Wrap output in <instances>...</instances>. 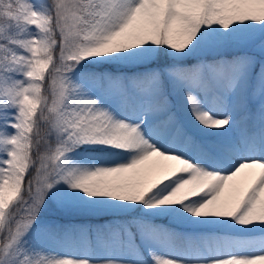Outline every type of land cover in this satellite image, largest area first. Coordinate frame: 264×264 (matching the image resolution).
I'll return each instance as SVG.
<instances>
[{
  "label": "snow or ice",
  "instance_id": "obj_1",
  "mask_svg": "<svg viewBox=\"0 0 264 264\" xmlns=\"http://www.w3.org/2000/svg\"><path fill=\"white\" fill-rule=\"evenodd\" d=\"M0 264H264V0H0Z\"/></svg>",
  "mask_w": 264,
  "mask_h": 264
},
{
  "label": "trees",
  "instance_id": "obj_2",
  "mask_svg": "<svg viewBox=\"0 0 264 264\" xmlns=\"http://www.w3.org/2000/svg\"><path fill=\"white\" fill-rule=\"evenodd\" d=\"M158 222H163V221H158Z\"/></svg>",
  "mask_w": 264,
  "mask_h": 264
}]
</instances>
